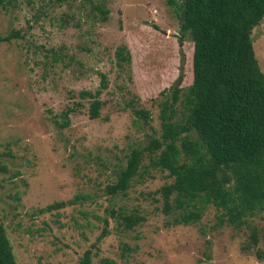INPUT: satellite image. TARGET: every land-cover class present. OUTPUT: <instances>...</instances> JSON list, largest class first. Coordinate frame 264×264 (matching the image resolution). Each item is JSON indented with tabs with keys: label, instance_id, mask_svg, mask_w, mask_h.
I'll return each mask as SVG.
<instances>
[{
	"label": "rangeland",
	"instance_id": "374dc122",
	"mask_svg": "<svg viewBox=\"0 0 264 264\" xmlns=\"http://www.w3.org/2000/svg\"><path fill=\"white\" fill-rule=\"evenodd\" d=\"M14 32L0 43V225L15 264H78L85 250L90 264H264L240 250L247 230L218 225L211 206L193 224L165 225L153 191L169 179L146 157L123 196L102 192L129 150L158 136V102L178 73L180 91L188 85L190 43L185 37L178 47L165 0H14L0 9V36ZM250 39L264 78V16ZM118 46L128 66H115ZM99 74L106 88L89 120L88 100L77 94L98 90ZM130 105L148 113L145 122ZM54 202L65 204L38 212ZM118 209L143 221L125 231L109 215ZM249 223L264 251V209Z\"/></svg>",
	"mask_w": 264,
	"mask_h": 264
},
{
	"label": "trees",
	"instance_id": "16d2710c",
	"mask_svg": "<svg viewBox=\"0 0 264 264\" xmlns=\"http://www.w3.org/2000/svg\"><path fill=\"white\" fill-rule=\"evenodd\" d=\"M13 1L0 0V9ZM165 5L176 18L178 47L185 37L190 43L188 85L180 91L178 73L169 95L158 102V136L148 138L141 148L130 149L123 167L102 192L108 197L123 196L134 178H139L141 159L146 157L151 170L169 179L153 191L160 213L167 218L165 225L193 224L211 206L218 211V225L247 230L240 250L260 260L264 251L257 247L258 233L249 219L264 209V78L253 56L250 32L264 16V0H165ZM16 35H2L0 43ZM113 56L117 68L129 65L124 46L116 47ZM105 88V76L99 74L98 90L77 94L88 100L89 120L98 117L99 90ZM176 102L181 105L179 111ZM130 108L143 122L148 118L146 111ZM67 112L71 109L60 116L62 127ZM64 204L54 202L38 212ZM109 215L125 231L143 221L135 211L110 210ZM104 235L102 229L96 241ZM99 262L115 264L106 258ZM0 264H15L1 225ZM78 264H90L89 250L83 251Z\"/></svg>",
	"mask_w": 264,
	"mask_h": 264
}]
</instances>
